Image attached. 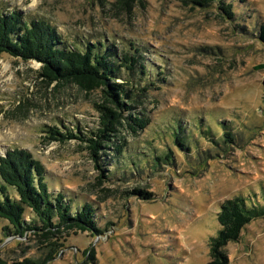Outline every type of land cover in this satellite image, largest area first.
<instances>
[{"label": "rangeland", "instance_id": "obj_1", "mask_svg": "<svg viewBox=\"0 0 264 264\" xmlns=\"http://www.w3.org/2000/svg\"><path fill=\"white\" fill-rule=\"evenodd\" d=\"M223 1L233 17L218 1L201 8L184 0H0L1 13L47 21L66 46L101 43L116 66L110 82L132 97L123 100L129 114L149 119L142 130L123 122L110 132L101 172L86 141L50 128L95 138L102 88L48 82L40 62L1 52L0 157L26 150L49 189L74 205L92 203L100 233L7 236L0 218V264H207L220 204L235 195L262 202L264 0ZM124 55L135 60L132 70L118 66ZM225 251L231 264H264V216Z\"/></svg>", "mask_w": 264, "mask_h": 264}, {"label": "trees", "instance_id": "obj_2", "mask_svg": "<svg viewBox=\"0 0 264 264\" xmlns=\"http://www.w3.org/2000/svg\"><path fill=\"white\" fill-rule=\"evenodd\" d=\"M216 1L228 17H233L231 5L223 0H184L201 8ZM258 39L264 43V19L259 26ZM1 52L24 60L33 59L40 62L41 75L48 82L56 81L58 84L74 82L88 91L102 88L104 101L96 105L100 112L101 127L93 134L95 138L81 137L72 131L60 133L55 127L50 128L52 134L60 139L80 138L86 141L88 143L86 148L90 151L99 170L102 167L99 162L101 156H105L102 153L106 148L104 144L109 140L110 132L116 131L117 125L125 122L129 129L136 132L138 129H144L149 123L148 118L129 114L132 106L125 104L123 100L132 97L122 84L110 82L116 66L114 61H110V55L103 49L101 43L89 45L82 50L66 46L55 27L47 21H27L17 11H11L0 12ZM134 61L124 55L120 64L117 65L132 70ZM262 83L264 86V78ZM124 112L128 114L124 116ZM224 137L226 141L232 139L231 133L226 130ZM181 138L183 136L175 139L178 146L189 149L186 140ZM120 156L121 147H117L115 157ZM162 158L168 160V155ZM160 159L156 157V161ZM130 165L133 166L134 163L130 161ZM100 171L103 172L104 169L101 168ZM140 193L148 195L144 191ZM26 210H29V216H25ZM263 216L264 194H262L261 203L250 195H235L224 200L216 214L219 228L210 238V260L207 264H231L225 251L226 245L237 241L243 228L251 220ZM0 218L8 222V225L4 227L6 233H9L7 236H24L27 231H30L43 240L50 241V237L63 232L66 234L70 231L100 233L92 203L81 202L74 205L72 198L62 192L49 189L42 165L24 149H11L0 157ZM57 246L59 245L54 243V247ZM16 264L36 263L31 259H25Z\"/></svg>", "mask_w": 264, "mask_h": 264}]
</instances>
